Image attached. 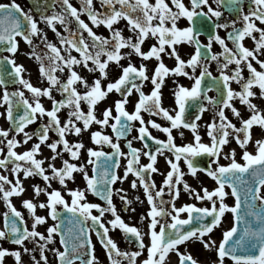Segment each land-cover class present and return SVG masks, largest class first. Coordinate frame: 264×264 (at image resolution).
<instances>
[{"label": "snow or ice", "instance_id": "snow-or-ice-1", "mask_svg": "<svg viewBox=\"0 0 264 264\" xmlns=\"http://www.w3.org/2000/svg\"><path fill=\"white\" fill-rule=\"evenodd\" d=\"M85 14L87 21L83 18ZM182 19L187 20L185 26H180ZM121 21H126L130 35L117 26ZM261 25H264V0H187V3L186 0H99V7L95 0H80V7L72 0H33L27 10L17 0L0 2V86H3L0 108L4 109L0 117L14 126H0V138H3L0 139L3 145L0 146V200L7 209L0 214L3 218L0 241L19 246L9 249L0 245V264H6L7 256L14 258V264H24L25 253L29 254L31 264H53L49 252L56 264H102L96 254L93 233L110 264H123L124 260L128 264H171V253L178 257V264H200L190 252L180 250V246L193 240L216 253L217 259L210 264H228L229 260L232 264H264V108L257 102H264V27ZM101 26L110 35L94 30ZM47 29L54 33L56 42L49 39ZM221 29L226 37L220 35ZM202 36L207 38V43L202 41ZM150 38L155 43L145 51L143 46ZM246 38L254 42L253 47L246 46ZM21 40L30 47L28 55L38 62L39 75L47 81V86L34 85L25 77L27 69L16 60ZM214 43L222 51L214 52ZM183 45L192 49L187 58L181 54ZM133 55L141 58L139 67L132 62ZM164 56L173 59L175 66L166 65ZM153 58L157 64L150 75L145 61ZM124 59L129 60L127 65L121 63ZM212 62L218 74L211 70ZM112 64L120 69V74L105 85L103 81L108 80ZM85 70L98 75L90 82ZM170 75L192 81L191 86L174 81V109L162 104L161 89ZM146 81L153 85L149 94L143 90ZM233 83L239 85V90L233 88ZM16 84L20 87L10 90L9 86ZM213 89L216 96L208 95ZM133 90L139 93V98L134 110L128 111L126 105ZM113 91L121 98L97 115L98 104ZM54 92L61 98L57 99ZM43 97L51 101L50 108L42 102ZM236 100L246 106L247 118L235 106ZM225 109L231 110L239 126L229 119ZM62 110H67L63 120ZM207 111L214 113L206 124L210 143L202 141L198 123ZM142 113L162 116L169 126L162 127L156 120L145 121ZM43 117L47 121L35 131L25 130ZM137 121L139 134L133 139L142 141L143 148L134 147L129 139V151L124 152L121 138L126 139ZM93 124L102 129L110 127L115 138L103 130L91 131L90 140L101 146L99 149L86 148L82 139L71 142L67 138L69 134L80 137ZM148 125L166 133L167 139L153 136ZM254 126L261 129V138L255 140ZM181 129L191 130L192 142L176 143L173 130L183 138ZM52 131L58 138L50 142ZM13 132L16 135L10 137ZM20 133L23 141L16 138ZM34 136L37 142L23 152L17 151L21 143L27 145ZM149 138L156 144L154 151ZM233 139L241 149L243 162L237 159L236 148L225 151ZM42 145L51 150L50 157L38 158L42 156ZM104 145L112 151H104ZM250 145L255 146V151L249 150ZM165 149L173 153L174 160L166 158L170 170L163 186L157 187L147 177L159 171L157 155H163ZM82 151L87 153L86 163L73 162L82 158ZM204 155L212 158L207 165H201L197 159ZM222 155L229 163H220ZM141 156L148 157L150 162L142 164ZM121 157H129L123 176L117 172ZM181 159L189 174L197 177L198 172H204L217 186L212 190L206 186L200 190L194 188L184 180ZM86 165L92 166L91 175ZM75 173L82 174L85 188H68V181L76 179ZM130 173L138 178L150 205L147 214L140 217L141 222L148 221L147 231L127 223L113 203L114 192L125 190L112 186L126 180ZM21 174L24 179L39 176L45 182L44 186L32 185V189L37 198L45 194L46 201L22 200L31 217L30 226L13 202V197L27 191ZM53 181L67 190L71 203L60 189L52 186ZM181 183L196 200H207L211 207H198L195 203L177 207L175 200L180 196ZM131 186L136 188L137 180ZM166 190L169 200L163 198ZM87 192L104 200L105 205L89 202ZM229 196L234 198L232 205L226 202ZM120 198L126 205L132 203L126 195ZM38 208L46 209L47 215L38 214ZM105 213H111L114 218L105 222ZM182 213H187V218H182ZM226 213L232 214L233 222L217 243L211 234L222 225ZM49 217L54 223L40 231L38 226L47 225ZM167 217L171 218L170 222ZM117 228L127 241L135 242V250L126 251L118 246L110 235V230ZM57 236L62 247L54 246ZM145 251L146 258L138 261Z\"/></svg>", "mask_w": 264, "mask_h": 264}, {"label": "flooded vegetation", "instance_id": "flooded-vegetation-1", "mask_svg": "<svg viewBox=\"0 0 264 264\" xmlns=\"http://www.w3.org/2000/svg\"><path fill=\"white\" fill-rule=\"evenodd\" d=\"M5 2L6 3L10 2V0H6ZM17 2L20 3L22 5V7L25 8V10H27L29 7H31V1L30 0H17ZM95 2H96V6L99 7V0H95ZM169 2H170V0H169ZM72 3L74 5H76L77 7H80V0H72ZM186 3H187V0H186ZM245 10H247V4H245ZM225 16L226 17L228 16L227 12L225 13ZM83 18L87 21V15L86 14L83 16ZM186 24H187V20L186 19H182L180 21V26H185ZM125 25H126V21H121L120 24L117 25V26L121 27V28H124L125 35H130L131 33L128 31V29L125 27ZM41 26L43 27V25H41ZM261 26L264 27V25H261ZM58 27L60 28L61 31H63V27L62 26L58 25ZM73 27H75V25H73ZM94 30H96L98 33H102L105 36L110 35L108 30L105 27H103V26H101L98 29L94 28ZM47 31H48L49 39H51L54 42H56L57 38L55 37L54 33L50 29H47ZM85 35H86V33H85ZM220 35L222 37H226L225 30L221 29L220 30ZM201 39H202L203 42L207 43V38L205 36H202ZM37 43H39V41H37ZM153 43H155V40L150 38L149 40L146 41L145 45L143 46V49L145 51H147L149 46L151 44H153ZM228 43H229V46L231 47L232 46L231 41H228ZM245 43H246V46H248L250 48L254 46V42L250 38H246L245 39ZM30 51H31L30 47L25 42H23V40H21L20 41V50L16 54V60H17L18 63L23 64L25 66V68L27 69V72H26L27 74L25 73V75H27V77L31 79V81L33 82L34 85L47 86V81L44 80L39 75L38 62L34 58H31L28 55V53ZM123 51L127 52V51H130V50L129 49H124ZM191 51H192V49L189 46H187V45L181 46V54L185 58H187L188 53L191 52ZM213 51L214 52H220V51H222V48L219 46V44H215L214 43L213 44ZM73 54L78 55L75 52ZM5 55H9V54L5 53ZM262 58H264V57H262ZM131 59H132V62L135 63L137 67H139L140 62H141V58L133 55ZM164 62L169 67H174L175 66L174 60L170 59L167 56H164ZM121 63L124 64V65H127L129 63V60L128 59H124V60L121 61ZM145 63L148 65L149 74L151 75V73L153 72V70H154V68H155V66L157 64V61L155 60V58H153V59H151L149 61H145ZM257 67L259 68V65H257ZM211 70L213 71L214 74H218L217 71H216L215 62L211 63ZM109 73L110 74H109L108 80L103 81V83L105 85L109 82V80H114L115 78L118 77V75L120 74V69L115 64H112V65H110ZM84 74L89 76L90 82H91V80H92L94 75H98V73L97 74L87 73L86 70L84 71ZM244 74H245V76L248 75L247 69H245ZM177 80L179 81V83L184 84L186 86H191V84H192V81H190L186 77H182V76L177 77V76H171V75L166 77L165 78V84H164V86L161 89V91L163 93V95H162V104L166 108H169V109L176 108L175 100H174V96H173V89L175 88L174 81H177ZM232 86H233V88L239 90V85L233 83ZM18 87H20L19 84H16L15 86L10 87V90H12L13 88H18ZM152 88H153V85L151 84L150 81L144 82L143 90H144V92L146 94H149L151 92ZM25 92H26V95L31 96V93L27 92V90H25ZM207 94L211 95V96H216V91L213 89L212 91H209ZM53 95L57 99L61 98L60 94L57 93V92H54ZM120 98H121L120 94L115 92V91H113L106 100H104V101L100 102V104H98V106H97V108H98L97 115H100L104 108H106L108 106H112L114 101L118 100ZM138 98H139V93H137L135 90H133L132 95L129 97V103L126 105V108H127L128 111H133L134 110V105L138 101ZM42 102L45 104L46 107H49V108L51 107V101L48 100L47 97H43L42 98ZM257 102L260 103V106L262 108H264V102H261V101H257ZM234 103H235V106L238 109H240L242 115L245 118H247L248 115H249V112H248L246 106L240 104L239 100L234 101ZM83 107L85 108V110H87V106L86 105H83ZM66 111L67 110H62L61 113H60L62 120L66 116ZM225 112H226V115L229 117V119H231L234 123L237 124V126H239V121L237 120L236 117H234L232 115L231 110L230 109H225ZM113 114H115V112ZM142 115L144 116L145 121L156 120V122L160 123L162 125V127L163 126H169V122L166 121L162 116H151L148 113H142ZM213 115H214L213 111H207V112H205L203 114L202 119L198 122L201 125L200 134L202 136V141L204 143H210V137L207 136L206 124L211 122V120L213 118ZM46 121H47V117H43V118L37 120L34 124L29 125L25 130L28 131L29 133H32L37 128H39V126L42 123H44ZM217 122H219L218 119H217ZM2 126L4 128L12 127L10 122H6V123L4 122L2 124ZM139 126L140 125H139L138 121L137 122H133L132 131L127 134L126 139L125 138H121V141H120L121 149L124 152H128L129 151L128 148H127V140H129V139L133 140V146L134 147L143 148V142L142 141H140L138 139H133V137H136L139 134L138 133ZM148 127H149V130L151 131L153 136H156L158 139H162V140H166L167 139V134L166 133L162 132L161 130L152 128L151 125H148ZM96 130H103L106 134L112 135L115 138V134L112 133L110 127L106 128V129H102L100 125H96V124H93L92 128L89 131L83 132L80 137H77L74 134H69L67 138L71 142H75L77 140L82 139L84 141V143H85L86 148L87 147H93V148L99 149L101 146L93 144L91 142V140H90V132L91 131H96ZM181 131L184 132V137L183 138H181L178 135L177 130H173V134H174V136H176V143L178 145H183V144H186L188 142H192L193 141V133L191 132V130H189V129H181ZM253 133H254V136H253L254 140L261 138V129L258 126H254ZM11 135H16V133H14V132L11 133L10 137H11ZM49 135H50V142H51V140L58 138L57 134L54 131L50 132ZM16 138L18 140L23 141V133H20L19 135H17ZM0 139H3V138H0ZM35 142H37V139L34 136L33 140L29 141L27 145L21 143L18 146L17 151L23 152V151L27 150L28 148H30L32 146V144L35 143ZM148 143H149L150 148L154 151L155 147H156L155 142L152 141L149 138L148 139ZM0 146H3V145H0ZM41 147H42V156H38V158L50 157L51 156V150L48 149L45 145H42ZM228 147L229 148H236L237 151L240 149L239 146L236 144V141L234 139L231 141V143L228 145ZM103 150L107 151V152H111L112 151V149L109 146H107V145L103 146ZM147 150L148 149H145V151H147ZM249 150L250 151H254L255 150V146L254 145H250L249 146ZM64 155H65V158H68V154L67 153H65ZM237 156H238L237 159L240 158V154L237 155ZM128 158L129 157H121L120 158L121 164H120V168L117 169V172L121 176H123V174H124V169H125V167L127 165V159ZM166 158H171V159L174 160L173 153L169 152L168 150L165 149L163 155H160V154L157 155L156 167L159 169V171L155 172V173H151V175L147 177L150 181L154 180L156 185H157V187L163 186V180L165 179L167 172L170 170V165H168L166 163ZM86 159H87V153H86V151H82V158L79 161H73V162L78 163V164H82V163H86ZM197 159H198V161H199V163L201 165H207V164L210 163L212 158L208 157L207 155H204V156L199 157ZM149 162L150 161H149L148 157L141 156V163L142 164H147ZM220 163L226 164L227 162L223 163L220 160ZM57 166H60V161L59 160H57ZM86 166L88 167L89 174L91 175V167L92 166L91 165H86ZM211 166L213 168L216 167L215 164H212ZM180 168H181V170L183 172H185L184 180H186L190 185H192L197 190H200L202 187L205 186V184H206V182L208 180H211V178L208 177L204 172H198L197 173V177H193L191 174H189L187 165L185 164L183 159H181V161H180ZM74 175H75L76 179H75L74 182L73 181H68V188H77V187L82 188V189L85 188L86 182L84 181L82 174L81 173H75ZM10 178H12V177H10ZM21 178L24 179L22 174H21ZM133 180H137V187L136 188H133L131 186V182ZM34 184H40L41 186H44L45 182L39 176L24 179V185H25L27 191L20 197H13L14 204L16 205V207L20 211H22L24 213L26 220H28L29 226L31 225V222H32L31 221V217H30V214L28 213L27 209L23 207L22 200L23 199H27V198H33L35 202H39V201H46V199H47L45 194H41V196L38 197V198L34 196L33 189H32V185H34ZM52 186L54 188L60 189L62 194L65 196V198L69 201V203H71V199L72 198L68 194L67 190L63 188V186H61L57 181H53ZM112 187L114 189H124L125 190L123 193L114 192V194H113V203L116 205V208H117L119 214L121 215V217L127 223H129L131 225H136V226L140 227L143 231H147L148 221L145 220V221L141 222L140 217H141V215H146L147 214V211H148L150 205L147 202L146 194L144 192L143 186L141 184H139L138 178L130 173L126 180L117 181V183L115 185H113ZM178 187L180 189V196H179L178 199L175 200V203H176L177 207H181L184 204H188V203H195V204H197L198 207H204V206H207L209 204L208 206L211 207V202L208 203L207 200H204V201L196 200L194 198V196L190 195L189 192L185 191L183 189V183H181ZM121 195H126L127 198L132 201V203L130 205H126L124 203V201L121 200V198H120ZM86 196H87V200L89 202L100 203L101 205H105V201L104 200H102L101 198H99L96 195L92 194L91 192H87ZM136 197H139V200H137ZM163 198L165 200H169L171 198L168 195L167 190H166L165 196ZM1 203H2V208H1L0 214H2L4 211L7 210L3 200H1ZM167 207L169 208V210H171V205L170 204L167 205ZM125 208H127L129 210L126 211ZM132 208L135 209L134 212L130 210ZM93 212H94V214H97V215L99 214L96 210H93ZM37 213L40 214V215H47V210L38 208L37 209ZM181 217L182 218H187V213H182ZM113 218L114 217L111 215V213H105V216L103 217L105 222H107L108 220H111ZM166 220L168 222H170L171 218L167 217ZM161 222L164 223L165 220L162 219ZM53 223L54 222L49 217L48 220H47V225L38 226V229L43 232V231H45V228L47 226H50ZM0 225L3 226L2 215H0ZM109 227H110V225H109ZM110 235L113 237V239L117 242L118 246L122 250L132 251V250L136 249L135 242L134 241H131V242L127 241L125 239L124 233L119 228L110 230ZM92 238H93V242L95 243L96 254L98 255L100 261H102V264H110V261L108 260L106 254H105V250L100 245L99 240L95 236L94 233H93ZM58 239H59V237L57 236V242H56V244L54 246L62 247V246L59 245ZM145 242L148 243L147 237L145 238ZM197 243H199L201 245V242L198 241ZM190 244L191 243L188 242L186 245L180 246V248H187L188 247V249L190 250V248H191ZM0 245H2L3 247H7L9 249H15V248L19 247L17 245H14V244L8 242V241H0ZM197 245L198 244L193 246L194 250L195 251H200V246H197ZM28 246L30 248L33 247V245L31 243H29ZM50 247H52V245H50ZM47 254H48L49 258L51 260H53V264H56L55 258L52 256V253L49 252ZM146 255H147V253L145 251L141 255V257L137 258L138 261H142L144 258H146ZM37 257L39 258L38 253H37ZM23 261H24V264H31V259H30L29 254H27V253L23 254ZM5 262H6V264H14V258L11 257V256H7V257H5ZM123 264H128L127 260H124Z\"/></svg>", "mask_w": 264, "mask_h": 264}, {"label": "rangeland", "instance_id": "rangeland-1", "mask_svg": "<svg viewBox=\"0 0 264 264\" xmlns=\"http://www.w3.org/2000/svg\"><path fill=\"white\" fill-rule=\"evenodd\" d=\"M5 1L6 0H0V2H5ZM25 77L28 78L27 75H25ZM2 91H3V87L0 86V94H2ZM2 111H4V109L3 108H0V112H2ZM4 122L6 123L8 121H6L3 117H0V126H2V124ZM230 149L231 148H229L228 146L225 147V151H229ZM239 154H240V158H238V160H240V162H243L241 160V149H239L237 151V155H239ZM220 160L223 163L224 162H228L229 163L228 160L224 159L223 155L221 156V159ZM0 171H2V170H0ZM5 174H7V173H5ZM205 186L208 187L209 190H212L217 185L214 184V181L213 180H208L206 182ZM229 191H230V189H229ZM226 202L229 205H232L234 203V198H232L231 196H229V197L226 198ZM1 208H2V203H1V200H0V212H1ZM232 222H233V216H232V214L231 213H226L225 214V218L222 221V225L220 227H218L217 229H215L214 232L211 234L212 235V238L217 240V243H219V241L222 239V233H223V231L226 230V229H228L229 227H231ZM0 227H2V226L0 225ZM205 238L207 239V237H205ZM197 242L198 241H196V240L191 241V244H190L191 248H190V250L188 249V247L187 248H180V250L182 252L185 251V250H187L188 252H190L193 255V257L200 262V264H210V261H214V260L217 259L216 253L214 251H208V250H206L204 248V246H203L202 243L200 245ZM196 244H198L197 246H200V251H195L194 250V247L193 246L196 245ZM170 256L174 258V263L173 264H178V259H177L178 257L176 256V254L175 253H171ZM228 264H232V262L229 260L228 261Z\"/></svg>", "mask_w": 264, "mask_h": 264}]
</instances>
